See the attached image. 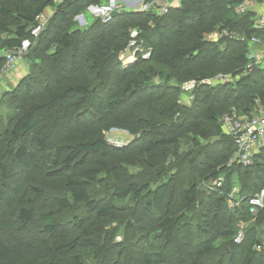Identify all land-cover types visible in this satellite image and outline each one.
<instances>
[{
	"label": "trees",
	"instance_id": "16d2710c",
	"mask_svg": "<svg viewBox=\"0 0 264 264\" xmlns=\"http://www.w3.org/2000/svg\"><path fill=\"white\" fill-rule=\"evenodd\" d=\"M104 1L0 0L3 52L52 11L26 54L27 74L1 91L11 112L0 113V264H84L89 226L116 212L109 198L128 205L121 226L136 232L138 264H264V206L254 215L248 207L264 187V147L250 165L230 162L236 146L221 125L233 108L247 116L264 108V62L244 71L248 39L264 48L256 12L237 10L245 0H177L166 13L120 9L76 27V15ZM222 29L248 39L207 38ZM129 48L136 58L125 63ZM218 74L229 79L199 84ZM191 79L193 101L181 105ZM112 129L132 139L113 146ZM77 167L86 168L74 175ZM42 177H62L63 192L46 195ZM218 177L222 185L210 187ZM45 196L50 203L39 205ZM33 230L42 255L21 238Z\"/></svg>",
	"mask_w": 264,
	"mask_h": 264
},
{
	"label": "built area",
	"instance_id": "2783aa9c",
	"mask_svg": "<svg viewBox=\"0 0 264 264\" xmlns=\"http://www.w3.org/2000/svg\"><path fill=\"white\" fill-rule=\"evenodd\" d=\"M129 4V3H128ZM131 4V3H130ZM256 2L245 0L238 4L237 10L239 12H245L248 9H254ZM170 3L168 0H142L139 4L130 5L129 7L123 6L120 3L117 6L114 3L111 6L105 7H93L95 10L96 17H101L103 21L110 19L111 14L114 10L120 9H131L137 11H146V10H155L158 13H166L169 10ZM52 12V11H51ZM51 12L46 9L41 12L36 17V24L30 31V36L24 38L20 44L13 49L5 50L3 52V63L0 66V80L4 75L8 74L17 69L18 63H20L23 58L28 53L30 46L33 43V39H35L41 30L44 28L45 23L47 22ZM81 14L76 15L75 17L82 18L81 23H87ZM75 19V18H74ZM76 20V19H75ZM255 27L264 26V15L260 14L255 18ZM136 34V31H132V36ZM218 36H227L231 39L235 40H246L248 39L245 35L240 34L237 31H229L226 29H222V31L216 33ZM248 41L256 46H263L260 39L251 36ZM133 42H130V46ZM136 55L133 52V56ZM150 55V52L147 50L143 53L142 57L146 58ZM247 64L245 65L244 71H250L254 65H257L261 62H264V48L258 52L254 48H250L249 52L246 55ZM135 59V57H133ZM229 79V75L218 74L213 78H206L199 81V84H210L217 83L222 81H227ZM198 84V81L195 79H191L185 81L181 84V89L185 91H190L188 93L189 97H192L191 92ZM257 113L252 116L240 115L234 108L231 111L225 113L221 117V125L223 131L228 135L232 136L235 142L236 151L230 160L237 161L242 165H250L253 162V158L255 154H257L264 147V108L259 106L257 108ZM222 177H218L215 179L210 187H220L222 185ZM237 191V188H233L232 192L229 194V202L230 204L234 201V193ZM264 206V187L256 194L250 196L248 198V207L249 212L254 215L257 211ZM240 228L237 234L234 237L235 243H240L244 238V230L243 225H239Z\"/></svg>",
	"mask_w": 264,
	"mask_h": 264
},
{
	"label": "rangeland",
	"instance_id": "374dc122",
	"mask_svg": "<svg viewBox=\"0 0 264 264\" xmlns=\"http://www.w3.org/2000/svg\"><path fill=\"white\" fill-rule=\"evenodd\" d=\"M140 1L142 0H105L102 4L100 5H89L86 10H84L82 13H80L81 17L84 18V20L89 23L90 19L93 17H96L95 10L94 8H91V6L95 7H105V6H111L113 3L115 6L117 4H121L123 6L129 7L130 5H136L139 4ZM170 3V6L174 3V0H168ZM129 3V4H128ZM131 3V4H130ZM47 11L51 12V9L49 7L46 8ZM257 17V15L255 16ZM76 27H82L85 26V23H81L82 18L78 17L76 18ZM209 40H216L218 39V35L213 33L206 35ZM133 52L136 53V50H132L129 48V50H126L125 53L121 54V58L125 63H130L136 55L133 56ZM0 55H3V51L0 49ZM27 56V55H26ZM24 57L23 60L20 62L21 63V68L20 72H22L21 77H23L25 74H27L29 70V64L30 61L28 57ZM149 57V56H148ZM146 57V58H148ZM18 63V65H20ZM17 65V66H18ZM9 72L8 74H10ZM8 74L4 75L3 78L0 80V103L2 104L0 113H7L11 112V108H8V105L6 103V100L3 98L2 90L3 89H10L16 82V77H12V81L15 83H10V82H5L6 76ZM194 90V89H193ZM190 91H183L181 89V92L179 93V98L177 101L181 105H186V104H191L193 101V96H194V91L191 92L192 97H189L188 93ZM2 114V115H3ZM106 137L107 140L110 142L111 145L120 147L127 142H129L132 139V136L128 134L127 132L120 130V129H112L106 132ZM186 148V145L184 142L181 144L179 151H183ZM4 153V149H0V155ZM111 155H109L110 157ZM112 162H115V160H112ZM172 163L170 159H167L166 164L167 166L171 165ZM96 165V158L92 157L90 158V161L86 164V167H94ZM85 167V168H86ZM85 168H80L77 167L75 169L74 175L79 174L80 169H85ZM129 169H134V171H138L135 165L130 164ZM39 187L42 186L45 189L46 195H54V194H60L63 192V178H54V179H49L47 177H42L39 182H38ZM37 200V199H36ZM107 203L112 202L115 207L116 212L114 213V217L112 219H106L103 222L98 221L99 223H94L93 225L89 226V229L91 231V237L94 238V242L91 245L90 248L85 249L83 251V259H84V264H114L115 261H118V246L119 245H124L125 251L123 256L120 258L118 261L119 264H138V260L135 258L134 251L136 249V245L138 244L137 242V236L136 232L133 229L129 228H123L121 224L124 222L126 218V213L127 209H125L128 205L124 204L125 201H116V200H111L106 199L105 200ZM50 203V199L48 196H45L43 199H38V204L39 205H47ZM68 215H66L67 217ZM63 219L64 217H60ZM66 227H71L70 225H66ZM40 237L41 234L37 233V231L33 230L32 234L28 236H21L23 239L24 243H27L28 246L32 247L35 249V253H38L39 255L42 253L41 251V243H40ZM139 251L140 248H139ZM42 255V254H41Z\"/></svg>",
	"mask_w": 264,
	"mask_h": 264
},
{
	"label": "crops",
	"instance_id": "0c3cea01",
	"mask_svg": "<svg viewBox=\"0 0 264 264\" xmlns=\"http://www.w3.org/2000/svg\"><path fill=\"white\" fill-rule=\"evenodd\" d=\"M173 2L174 3L172 5H176L178 3L177 0H174ZM253 10L256 12L257 16H259L260 14L264 15V0L262 2H260V3H256L255 8ZM252 48H254L258 52H260L263 49V46L253 45ZM20 69L22 70L21 63H20V65L17 66L16 70L12 71L10 74H8V76L5 77L6 78L5 82L15 83L17 81V79H19L21 77L22 72H24L23 70H22V72H20ZM12 77H16L17 78L15 82L12 81V79H11Z\"/></svg>",
	"mask_w": 264,
	"mask_h": 264
}]
</instances>
